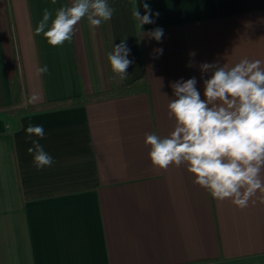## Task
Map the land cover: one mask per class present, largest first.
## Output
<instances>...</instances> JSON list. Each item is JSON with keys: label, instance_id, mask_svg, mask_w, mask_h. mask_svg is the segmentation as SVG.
<instances>
[{"label": "crops", "instance_id": "1", "mask_svg": "<svg viewBox=\"0 0 264 264\" xmlns=\"http://www.w3.org/2000/svg\"><path fill=\"white\" fill-rule=\"evenodd\" d=\"M109 2L110 21L83 19L73 43L53 47L34 29L45 8L71 0H0V264H264V194L244 209L215 200L185 167L153 166L144 142L174 130L173 82L195 76L203 99L202 63L264 62V0H147L159 17L143 28L132 17L142 0ZM156 27L161 43L146 35ZM126 37L133 63L120 82L106 53ZM63 100L75 104L14 109ZM29 123L44 125L55 159L42 171Z\"/></svg>", "mask_w": 264, "mask_h": 264}, {"label": "clouds", "instance_id": "2", "mask_svg": "<svg viewBox=\"0 0 264 264\" xmlns=\"http://www.w3.org/2000/svg\"><path fill=\"white\" fill-rule=\"evenodd\" d=\"M57 2L51 0L52 4ZM142 7L143 15L140 7L132 11L137 27L155 24L159 12H153L147 0H142ZM115 12L109 0H71L70 5H62L54 13L45 8L34 34L42 35L53 47L71 44L81 20L86 19L96 29L110 21ZM146 35L161 43L164 29L156 27ZM126 39L112 44L106 53L113 79L120 82L127 79V69L133 63ZM163 51L154 49L157 58ZM200 71L203 99L195 76L171 84L173 99L167 107L169 118L175 120L174 130L165 137L156 132L146 135L149 158L160 169L185 167L194 175V183L211 198L229 199L244 209L257 193L264 194V62L244 58L231 68L204 62ZM48 73L46 64L37 69L38 75ZM209 73L204 78L203 74ZM25 132L32 144L28 152L36 170L52 167L55 159L40 143L45 136L44 125L29 123Z\"/></svg>", "mask_w": 264, "mask_h": 264}, {"label": "trees", "instance_id": "3", "mask_svg": "<svg viewBox=\"0 0 264 264\" xmlns=\"http://www.w3.org/2000/svg\"><path fill=\"white\" fill-rule=\"evenodd\" d=\"M137 90L136 85H130L123 87L121 89H114L111 91L99 93V94H93L86 97L87 101H97V100H103L108 98H114L119 97L127 94H131ZM75 104L74 100H63V101H57V102H48V103H40L35 105H29L26 107H15L14 109L17 110L20 114L25 113H31V112H38V111H46V110H52V109H58V108H64L68 106H72Z\"/></svg>", "mask_w": 264, "mask_h": 264}]
</instances>
